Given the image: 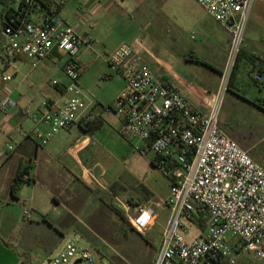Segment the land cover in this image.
I'll return each mask as SVG.
<instances>
[{
  "label": "built area",
  "instance_id": "1",
  "mask_svg": "<svg viewBox=\"0 0 264 264\" xmlns=\"http://www.w3.org/2000/svg\"><path fill=\"white\" fill-rule=\"evenodd\" d=\"M196 1L231 35L218 91L205 107L197 106L144 60V47L124 43L107 56L110 66L126 83L111 110L122 121L123 137L138 140V151L144 147L152 151L159 167L172 178L165 203L169 217L152 264H238L239 256L248 254L264 260V167L220 126L223 102L244 48L256 0ZM111 3L94 0L93 4L101 7ZM14 4L16 8H4L0 13V72L4 84L13 80L6 69L19 58H27L33 67L56 49L70 58L65 71L72 81L68 90L73 96L44 101L41 122L49 132L34 130L36 140L46 146L62 131L91 124L94 102L78 83L81 67L77 56L81 46L88 43L87 37L79 27L66 22L60 15V5L54 2L14 0ZM0 5H5L3 0ZM83 15V26L94 28L93 11L89 9ZM254 78L263 81L260 74ZM16 107L9 96L0 100L4 115ZM18 132L26 136L21 128ZM15 152L16 144L11 142L0 151V161ZM30 179L29 175L24 177L25 181ZM23 206V219L30 221L33 210L25 202ZM156 221L155 210L140 205L130 217V226L143 234ZM46 263L108 264L75 240Z\"/></svg>",
  "mask_w": 264,
  "mask_h": 264
},
{
  "label": "rangeland",
  "instance_id": "2",
  "mask_svg": "<svg viewBox=\"0 0 264 264\" xmlns=\"http://www.w3.org/2000/svg\"><path fill=\"white\" fill-rule=\"evenodd\" d=\"M3 7L0 5V8ZM112 8L113 15H107L96 36L90 38V53L82 60L84 72L80 84L95 103L104 104L107 109L110 104L113 105L120 85L115 78L119 73L107 63L105 56L124 43L137 47L143 44L158 56L178 55L177 44L187 47L204 44L212 50L216 65H223V45L212 36L213 31L219 32L220 27L196 0H114ZM247 37L250 43L264 40L263 24L252 23ZM261 45L264 46V42ZM143 54L144 60L149 62V58ZM0 68H3L1 58ZM188 68L195 71L198 67L188 65ZM248 73L246 66H242L239 73L242 84L238 86L240 93L260 104L264 101V92L259 93L260 88L264 89V79L261 83H254L253 74ZM201 75L203 82L211 84L208 74ZM52 79L60 78L55 73ZM226 96L220 118L222 120L226 116L228 119L224 122L225 127L236 132L240 139L237 143L242 148L254 147L251 154L264 152V111L254 109L234 95ZM46 100L42 94L36 96L33 99L34 107L38 108V104L42 106ZM101 138L105 152L100 161L106 170L107 179L118 182L115 189L111 188L113 192L119 191L122 186L129 188L128 174H134L136 180H145L157 190L165 189L167 178L164 171L149 167L150 160L156 159V155L138 151V140L114 138L109 133ZM60 164L55 165L59 171L54 178L43 174L35 177L30 173L32 181L20 186L14 196L11 186L5 188V213L0 211V217L5 214L2 231L5 237L11 236L5 242L15 244L13 250L20 256L25 251L30 253L31 256L28 254L23 257H32L30 260L33 264H47L50 257L57 255L72 240L78 241L108 264H152L162 242L169 212L162 214L153 230L139 233L130 226L133 213L122 209L118 200L122 199L119 192L116 197L112 192L103 191L99 185H93L95 189H92L76 181ZM24 201L27 207L36 209L30 221L23 219ZM110 205L117 208L123 218ZM32 222L34 225L29 226ZM238 264H264V260L248 254L239 256Z\"/></svg>",
  "mask_w": 264,
  "mask_h": 264
},
{
  "label": "crops",
  "instance_id": "3",
  "mask_svg": "<svg viewBox=\"0 0 264 264\" xmlns=\"http://www.w3.org/2000/svg\"><path fill=\"white\" fill-rule=\"evenodd\" d=\"M51 1L60 5V15L68 24L79 27L80 32L86 34L88 43L81 46L77 56L81 67V78L84 72V63L82 60L89 55L91 50L89 40L96 36L100 25L105 23L106 16L113 15L114 11L112 7L114 0H112L113 3L101 7L95 6L93 4L94 0ZM147 1L153 2L156 0ZM4 8L5 5L3 8H0V13L4 11ZM9 8H16L14 6V1L10 2ZM89 9L93 11V22L96 24L94 28H90L88 25L83 26L81 23L84 12ZM190 19L196 21L195 18ZM254 22H261L264 26V0H257L253 6L246 31V40L242 55L231 82V88L227 94L234 95L239 101L259 110V103L257 104L256 102L248 100V95H241L238 87L242 84L239 73L244 65L246 66L247 72H249L250 75L253 74L251 77L254 83H259L254 78L255 74H260L264 79V46L261 45L264 40L261 38L263 41L261 40L260 43H250V39L247 37L250 27ZM216 23L219 25L220 30L219 32L213 31L212 36L217 43L223 45L224 63L222 66L216 65L212 50L204 44L193 47L177 44L178 55L172 53L171 55L160 56L153 54L147 46L145 47L142 44V47L147 50L143 56L149 58V62L152 66L162 76L173 82L180 90L187 94L194 104L202 108L206 106V102L211 98V95L218 91L221 73L225 66L231 44L230 33L221 24L218 22ZM118 47H120V45L116 46L110 52H114ZM173 48H175V46ZM205 50L206 53L204 52ZM108 55L105 56L107 63ZM69 60L70 58L68 56L63 55L57 49L54 50L49 58L41 62L38 67H33L31 61L27 58H19L6 69V73L10 74L13 80L8 84H4L0 78V100L4 96H9L17 104L16 108H11L5 115L0 112V151L5 150L7 145L11 142L16 144V152L3 162L0 161V211L5 213V188L10 186L13 187L15 177L20 170L28 167V175L33 173L35 177H38V175L43 174L44 176L47 175L50 178H54L59 171V168L55 167V165L61 163L60 165L69 171L70 175H72L76 181L84 183L92 189H95L93 185H99V187H103V191L112 192L116 197L119 196V192L122 199L120 198L118 200L122 204V209L127 213L134 214L140 205L154 209L157 213L156 226L162 214L169 212L165 207V203L170 195L172 178L164 173L167 178V184L165 189L160 191L148 184L145 180H136L134 174H128L129 177L127 180L129 188L127 186H122L119 191L115 190L113 192L111 188L115 189L118 182L117 180L111 181L107 179L106 170L103 168L100 161V157L105 152L103 139L101 137L109 133L114 138H125L121 134L122 121L111 110L119 94L126 86L122 76L118 74V76L115 77L118 79L120 85L118 94L113 100V105L110 104L107 109L106 105L93 101L94 107L90 112V128L77 125L69 131H62L54 135L46 146H42L40 142L36 140L34 136V130L36 128H39L44 134L49 132V128L41 122V104H38V108H35V101H33V99L40 94L47 100H59L63 96H73V93L68 90L72 85V81L65 71V67ZM188 65L198 68L192 71L188 68ZM62 69L65 74L62 72ZM55 73L60 79H52ZM201 74H208L211 84L203 82L201 80ZM78 83L84 92L80 84V79ZM263 90L264 89L260 88L259 93L264 92ZM260 103H264V101ZM227 120L226 116H223V119L220 120L221 129L227 136L238 142L240 139L236 132L225 127L226 124H224V122ZM20 128L26 133V136L18 132ZM128 140L130 141V139ZM243 149L249 151L251 154L254 147L249 149L243 147ZM140 152L147 153L152 151L144 147ZM251 155L257 163L264 167V152L257 151ZM154 160H150L151 164L149 167L150 169L158 170L160 167L157 162V157ZM7 181H9V184ZM24 202L27 203L26 201ZM29 207L32 208L31 206ZM32 210L36 209L33 208ZM3 224L5 225V214L0 217V264H24L25 257L23 256L30 255V253L25 251L22 253L23 256H20L18 255L19 253L14 251L16 248L15 244L12 243L10 245L8 242L6 243L10 246L5 244V240H8L11 236L5 237V233L2 231L4 227ZM33 225L34 222L29 226ZM155 226L147 232L153 230ZM16 240L18 242V239ZM30 259H32V257H30Z\"/></svg>",
  "mask_w": 264,
  "mask_h": 264
},
{
  "label": "trees",
  "instance_id": "4",
  "mask_svg": "<svg viewBox=\"0 0 264 264\" xmlns=\"http://www.w3.org/2000/svg\"><path fill=\"white\" fill-rule=\"evenodd\" d=\"M4 1V4H5V10L9 7V5H10V2L12 1H14V0H3ZM42 1V0H41ZM43 1H46V2H52L51 0H43ZM241 55H242V53H241ZM241 55H240V57H241ZM240 57H239V59H238V61H237V65H236V68H235V71H234V73H233V75H232V79H231V82H232V80H233V77H234V75H235V73H236V70H237V68H238V63H239V60H240ZM231 82H230V85H229V90H230V88H231ZM258 107L261 109V110H263L264 111V103H260L259 105H258ZM90 126L91 125H89L87 128H90ZM29 174V168L28 167H26V168H24V169H22V170H20L18 173H17V175H16V177H15V182H14V185H13V187H12V195L14 196L15 195V192L17 191V189L20 187V186H22L24 183H29V182H31L32 180L30 179V180H28V181H25L24 180V177L26 176V175H28ZM168 177H170V175L169 174H166ZM111 206V205H110ZM111 208H112V210L117 214V215H119V216H121L122 218H123V216H122V214H121V212L117 209V208H115V207H112L111 206ZM202 221V225L204 226V225H206V219H203V220H201ZM5 244L6 245H8V246H10L8 243H6L5 242ZM24 264H33V263H31V260L29 259V257L27 256L26 258H24Z\"/></svg>",
  "mask_w": 264,
  "mask_h": 264
},
{
  "label": "flooded vegetation",
  "instance_id": "5",
  "mask_svg": "<svg viewBox=\"0 0 264 264\" xmlns=\"http://www.w3.org/2000/svg\"><path fill=\"white\" fill-rule=\"evenodd\" d=\"M157 252H158V251H157ZM157 252H156V253H157Z\"/></svg>",
  "mask_w": 264,
  "mask_h": 264
}]
</instances>
